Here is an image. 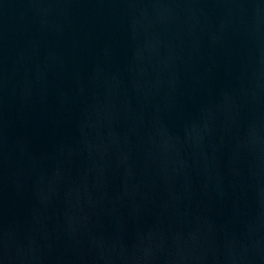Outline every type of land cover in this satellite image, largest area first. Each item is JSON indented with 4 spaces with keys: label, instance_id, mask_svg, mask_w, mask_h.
Instances as JSON below:
<instances>
[{
    "label": "water",
    "instance_id": "obj_1",
    "mask_svg": "<svg viewBox=\"0 0 264 264\" xmlns=\"http://www.w3.org/2000/svg\"><path fill=\"white\" fill-rule=\"evenodd\" d=\"M262 23H264V0H239Z\"/></svg>",
    "mask_w": 264,
    "mask_h": 264
}]
</instances>
